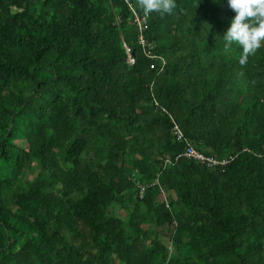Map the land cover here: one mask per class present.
Here are the masks:
<instances>
[{
	"label": "trees",
	"instance_id": "1",
	"mask_svg": "<svg viewBox=\"0 0 264 264\" xmlns=\"http://www.w3.org/2000/svg\"><path fill=\"white\" fill-rule=\"evenodd\" d=\"M176 4L149 58L122 0H0V264H264V47Z\"/></svg>",
	"mask_w": 264,
	"mask_h": 264
},
{
	"label": "clouds",
	"instance_id": "2",
	"mask_svg": "<svg viewBox=\"0 0 264 264\" xmlns=\"http://www.w3.org/2000/svg\"><path fill=\"white\" fill-rule=\"evenodd\" d=\"M135 5L145 15H150L152 12L171 15L177 7L176 0H135ZM227 6L235 16L223 35V50L227 54L232 51L234 44L237 45L242 49L239 63L244 66L249 56L255 55L261 47H264V0H227ZM130 59L132 62V57ZM141 197L138 195V198Z\"/></svg>",
	"mask_w": 264,
	"mask_h": 264
},
{
	"label": "built area",
	"instance_id": "3",
	"mask_svg": "<svg viewBox=\"0 0 264 264\" xmlns=\"http://www.w3.org/2000/svg\"><path fill=\"white\" fill-rule=\"evenodd\" d=\"M123 3L126 4L127 10L128 12H130V19H131V23L137 28L138 31V36L136 39V43L140 46L141 49H143V52L145 55H147L149 58H155L154 55L150 54V51L152 50V48H154V45L150 42H146L145 39L142 37V32H144L146 30V25H147V19L149 15H145L144 12L141 10V12L139 14H137L134 11L133 6L128 3L126 0H122ZM125 53H126V59L128 63H131V59L129 57L130 51L126 46H123ZM172 132L175 135L177 140H182V133L179 131V129L177 128V126L175 124L172 123ZM185 158L186 160H192L195 161L201 165H205L206 167H214V166H222L227 164L231 158H228L226 160H216L213 157H209V156H205L202 155L200 152H197L196 150H194L189 144L185 143V148L182 151L181 154H179L177 156ZM136 187L138 188V195L139 197H141L142 193H143V186L136 184ZM165 207H167V203L165 202Z\"/></svg>",
	"mask_w": 264,
	"mask_h": 264
},
{
	"label": "rangeland",
	"instance_id": "4",
	"mask_svg": "<svg viewBox=\"0 0 264 264\" xmlns=\"http://www.w3.org/2000/svg\"><path fill=\"white\" fill-rule=\"evenodd\" d=\"M170 196L173 198V195H172V193L170 194Z\"/></svg>",
	"mask_w": 264,
	"mask_h": 264
},
{
	"label": "water",
	"instance_id": "5",
	"mask_svg": "<svg viewBox=\"0 0 264 264\" xmlns=\"http://www.w3.org/2000/svg\"><path fill=\"white\" fill-rule=\"evenodd\" d=\"M132 55H133V54L131 53V54H130V57H132Z\"/></svg>",
	"mask_w": 264,
	"mask_h": 264
}]
</instances>
